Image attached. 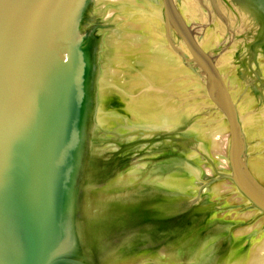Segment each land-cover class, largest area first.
Instances as JSON below:
<instances>
[{"label":"water","instance_id":"1","mask_svg":"<svg viewBox=\"0 0 264 264\" xmlns=\"http://www.w3.org/2000/svg\"><path fill=\"white\" fill-rule=\"evenodd\" d=\"M0 264H264V0H0Z\"/></svg>","mask_w":264,"mask_h":264}]
</instances>
